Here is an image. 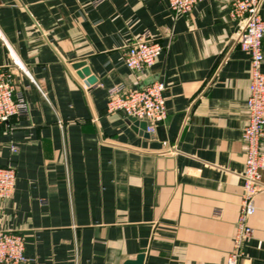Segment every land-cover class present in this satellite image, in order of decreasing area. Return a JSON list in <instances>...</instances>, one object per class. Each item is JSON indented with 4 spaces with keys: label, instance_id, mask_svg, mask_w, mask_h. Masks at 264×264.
<instances>
[{
    "label": "crops",
    "instance_id": "obj_1",
    "mask_svg": "<svg viewBox=\"0 0 264 264\" xmlns=\"http://www.w3.org/2000/svg\"><path fill=\"white\" fill-rule=\"evenodd\" d=\"M233 1L203 0L176 14L167 0H0V72L12 74L14 99L27 104L0 125V168L16 177L0 200V228L24 237L26 258L225 264L242 195L250 79ZM259 12L264 20V0ZM143 34L163 50L152 68L131 72L125 47ZM78 62L93 84L72 68ZM154 81L165 84L167 110L154 134L106 112L110 89ZM255 207L240 264H264V173Z\"/></svg>",
    "mask_w": 264,
    "mask_h": 264
},
{
    "label": "built area",
    "instance_id": "obj_2",
    "mask_svg": "<svg viewBox=\"0 0 264 264\" xmlns=\"http://www.w3.org/2000/svg\"><path fill=\"white\" fill-rule=\"evenodd\" d=\"M201 1L203 0H167V8L176 14H188ZM261 1L235 0L229 9V17L241 20L244 25L238 35L237 45L249 57L250 79L245 100L247 123L242 130L246 148L242 195L232 239L233 249L228 254L225 264H240L244 259L242 246L253 234L248 220L255 213V196L259 192L264 173V150L261 149V143H264V73L260 70L264 62L262 49L264 20L259 12ZM162 50L163 47L159 43L143 34L125 47L124 65L131 72H143L154 66ZM13 64L22 69L15 58ZM164 91L165 84L160 81L125 93L121 92V88H112L108 91L106 112L120 113L127 119L144 121L147 124L146 132L152 135L156 126L167 117ZM26 110L27 104L22 96L14 99L12 74L0 72V125ZM11 151L16 152V148L11 147ZM15 180L13 168H0V200H7L12 196ZM0 264H36L26 258L25 240L21 234L0 228Z\"/></svg>",
    "mask_w": 264,
    "mask_h": 264
},
{
    "label": "water",
    "instance_id": "obj_3",
    "mask_svg": "<svg viewBox=\"0 0 264 264\" xmlns=\"http://www.w3.org/2000/svg\"><path fill=\"white\" fill-rule=\"evenodd\" d=\"M72 68L74 70H78L77 75L81 78V79H85L86 78V82L88 84H93L95 82V78H93L92 76H90V72L88 70V68L86 67V63L85 62H78L73 64ZM128 122L132 125V128L134 130H137L139 135H143L144 137H148L149 134L146 132V128H147V124L144 121H140V120H136L134 118H129ZM143 261V255H139L136 258V261H128L126 262V264H141Z\"/></svg>",
    "mask_w": 264,
    "mask_h": 264
}]
</instances>
